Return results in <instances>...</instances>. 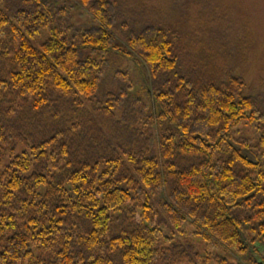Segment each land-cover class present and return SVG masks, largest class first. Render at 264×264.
Here are the masks:
<instances>
[{
    "label": "trees",
    "instance_id": "obj_1",
    "mask_svg": "<svg viewBox=\"0 0 264 264\" xmlns=\"http://www.w3.org/2000/svg\"><path fill=\"white\" fill-rule=\"evenodd\" d=\"M4 1L0 264H264V108L227 72V27L189 64L171 29L118 36L109 0H73L97 23L83 31L65 9ZM110 54L148 69L140 129L128 75L99 99ZM187 226L222 253L204 258Z\"/></svg>",
    "mask_w": 264,
    "mask_h": 264
},
{
    "label": "rangeland",
    "instance_id": "obj_2",
    "mask_svg": "<svg viewBox=\"0 0 264 264\" xmlns=\"http://www.w3.org/2000/svg\"><path fill=\"white\" fill-rule=\"evenodd\" d=\"M26 0H5L2 8L12 14L17 8L26 5ZM49 6L48 12L65 9L69 24L78 31L94 27L97 23L90 12L73 0H41ZM118 14V36H127L130 32H140L149 25H159L172 30L184 45L183 58L191 64L203 43L209 46L214 39L210 32L216 25L227 27L223 35L229 34L225 53L227 72L242 79L246 93L253 96L264 108V0H109ZM47 13V12H46ZM217 21L219 22L217 24ZM49 39V32L44 31L33 40L39 47ZM217 47V46H216ZM209 48V47H208ZM212 51L217 49L212 48ZM228 52V53H227ZM234 56V57H233ZM104 67V77L99 99L109 93H119L124 87L119 73L128 75L133 84L127 104V115L136 117L135 128L148 124L150 101L146 82L151 84L148 69L141 58L131 61L116 54H110ZM221 65V62H216ZM186 67V65L184 64ZM141 105V107L138 106ZM90 108V107H88ZM133 109V110H132ZM134 112V113H132ZM142 125H141V124ZM148 127V126H147ZM249 128H243L242 134L249 135ZM188 239L194 243L198 252L206 256L222 253L218 247L206 244L187 226ZM264 253V245L259 246ZM204 261V259H202Z\"/></svg>",
    "mask_w": 264,
    "mask_h": 264
}]
</instances>
